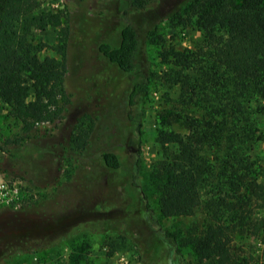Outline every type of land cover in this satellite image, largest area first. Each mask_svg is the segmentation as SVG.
Wrapping results in <instances>:
<instances>
[{
  "label": "trees",
  "instance_id": "16d2710c",
  "mask_svg": "<svg viewBox=\"0 0 264 264\" xmlns=\"http://www.w3.org/2000/svg\"><path fill=\"white\" fill-rule=\"evenodd\" d=\"M69 1L63 0L62 12H54L40 11L36 0H0V109L18 128L0 151L8 161L21 163L27 178L38 177L43 183L40 175L48 159L49 170L55 171L64 159L74 162L69 181L42 202L27 201L19 210L6 208L11 215L6 227L0 228V262L13 255L18 244L49 235L45 245L50 246L77 229L92 228L98 222L96 215L110 211L117 215L121 210L115 218L102 219L100 227L121 236L132 233L134 225L141 227V235L146 228L152 232L145 236L151 264L164 259L166 248L180 259L177 236L157 227L150 203L136 183L135 166L121 200L116 195L119 199L95 207L86 200L96 175L88 173L89 166L80 168L78 162L90 155L98 125L80 139L74 136V126L68 134L60 133L71 104L65 86L69 45L79 50L77 33L88 36L87 30L92 32L93 27L83 4L70 8ZM129 1L105 0L119 11V21L111 24L115 34L108 32L99 39L103 29L110 27V17L91 16L98 28L90 39L98 57L133 76L123 101L130 125L139 132L138 112L148 88L140 51L145 39L155 41L152 24L159 16L148 11L142 0ZM168 19L174 25L192 27L199 36L190 47L167 46L159 52L165 66L164 83L178 91L156 115L159 158L152 166L151 179L160 215L200 216L182 236V245L189 246L198 261L250 264L252 256L241 255L236 240L264 237V0H180ZM47 26L60 30L57 44L50 47L57 56H40L46 46L33 32ZM113 103L100 117L90 119L93 124L101 120L99 135L122 121L116 118ZM44 123L49 128H40ZM73 141L76 149L71 147ZM114 150L94 149L99 168L109 174L122 168ZM113 185L119 186L118 179ZM138 203L143 210L137 208ZM152 243L161 245L160 257L153 254Z\"/></svg>",
  "mask_w": 264,
  "mask_h": 264
},
{
  "label": "rangeland",
  "instance_id": "374dc122",
  "mask_svg": "<svg viewBox=\"0 0 264 264\" xmlns=\"http://www.w3.org/2000/svg\"><path fill=\"white\" fill-rule=\"evenodd\" d=\"M39 3V10H52L62 12L65 8L63 0H36ZM69 1V0H68ZM131 0L129 2H133ZM148 11L152 10L159 19L154 24L152 41L150 38L143 41V47L140 51V61L143 63L142 73L147 78V92L143 96L140 105V128H132L127 118V110L123 98L127 88L133 82V76L120 73L114 66L98 57L96 46L90 38H93V32L97 31V21L92 20L91 16L110 17V27L103 29L99 39L106 37V34L112 31L111 24L118 22L119 11L115 9L112 3L105 4V0H70V8H76L77 4H83L85 15L89 18V25L93 31L88 36H82L77 33L81 40L80 49H72L69 45L70 62L65 75V86L70 94L71 104L65 119L61 124L60 135L68 134L70 127L74 126V136L81 138L85 136L96 125H101V120H95L96 124L91 122V117L99 116L114 100V113L116 118L122 119L121 122L111 124L101 135L95 129L93 143L94 147L90 149V155L85 156L78 164L81 167L89 166L88 173L96 175L91 183L92 193L87 197L92 207L104 201L114 200V197L121 200L124 195L123 187L134 175L133 167L137 168L136 175L138 185L141 191L146 195L152 212L155 215L158 225L162 230H168L176 234L177 245L180 249V259L176 258L172 250H163L164 259L155 264H206L196 259L192 249L187 245H182V236L186 229L194 221L199 220V215L194 217H170L164 218L160 215L158 207V195L155 184L151 179L153 164L158 160L157 145L155 143L158 112L167 108L170 101L167 98H175L178 91L174 88L169 89L164 83L165 66L159 58V52L167 46H173L175 49L182 50L190 47L192 41L197 39L199 33L192 27L174 25L168 19L169 11L176 6L180 0H142ZM121 4V3H120ZM145 11V10H144ZM151 25V26H152ZM109 30V31H108ZM107 31V32H105ZM60 30L54 26H47L43 30H35L33 35L41 41L46 49L40 52V56H57L51 51L50 47L58 42ZM86 36V37H85ZM163 42H161V39ZM161 42V43H160ZM75 46V45H74ZM73 46V47H74ZM89 116V117H88ZM122 117V118H121ZM264 122V119H263ZM40 128H49V124L44 123ZM18 130L11 118L6 116L3 109H0V148H7L4 144L5 139L12 136ZM137 130V131H136ZM49 137L46 143H49ZM74 140V139H73ZM72 148L76 149L77 144L73 141ZM115 148L119 155L122 168L115 173H107L99 168L96 159L95 148ZM46 161V160H45ZM45 172L39 178L33 181L27 178L21 171L18 161L10 162L0 151V177L8 184H16L19 188L20 201L17 207H0V220H6V214L16 208L25 206L29 201L32 204L42 202L57 186L69 181L74 169V162L71 159H64L60 164L59 171L49 170V159L44 162ZM137 164V166H136ZM119 186L113 185L116 180ZM121 178V179H119ZM41 183V184H40ZM89 183V184H90ZM43 184V185H42ZM118 195V197L116 196ZM9 208V209H6ZM137 208L143 210V205L137 204ZM98 210V209H97ZM100 211V210H99ZM101 212V211H100ZM122 210L117 215L114 211L103 212L96 215L97 221L92 228L77 229L68 237L59 239L53 245L49 244V235L47 240L42 237L35 238L25 245H17L15 253L1 264H151L149 261V252L146 248V237L152 235L150 230L143 228L144 235H141V227L134 225L132 233H124L121 236L119 232H111L100 227V222L104 218H115L122 214ZM139 211H134L135 216ZM119 214V215H118ZM133 214V215H134ZM140 215V214H139ZM22 216V215H20ZM96 221V220H95ZM94 221V222H95ZM6 222V221H5ZM138 228V229H137ZM155 227L152 228L154 231ZM106 231V232H104ZM49 234V233H48ZM149 235V236H150ZM144 238V239H143ZM237 246H240L241 255H251L250 264H264V237L261 235L249 236L246 239H237ZM47 244L45 245V243ZM44 245V246H43ZM153 254L161 256L162 249L158 243H152Z\"/></svg>",
  "mask_w": 264,
  "mask_h": 264
},
{
  "label": "built area",
  "instance_id": "2783aa9c",
  "mask_svg": "<svg viewBox=\"0 0 264 264\" xmlns=\"http://www.w3.org/2000/svg\"><path fill=\"white\" fill-rule=\"evenodd\" d=\"M20 201L19 188L0 177V207H15Z\"/></svg>",
  "mask_w": 264,
  "mask_h": 264
},
{
  "label": "flooded vegetation",
  "instance_id": "af4514ba",
  "mask_svg": "<svg viewBox=\"0 0 264 264\" xmlns=\"http://www.w3.org/2000/svg\"><path fill=\"white\" fill-rule=\"evenodd\" d=\"M16 207H17V206H16ZM19 209H20V208H16L15 210H19ZM10 215H11V212H7V214H6V216H5V217L8 216L7 219L5 220L6 222H5L4 220H0V228L3 227V226L6 227V226H5V223H7V222L10 221V220H9Z\"/></svg>",
  "mask_w": 264,
  "mask_h": 264
}]
</instances>
